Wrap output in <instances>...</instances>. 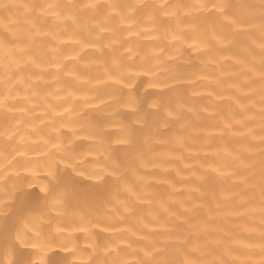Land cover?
<instances>
[{"label":"bare ground","instance_id":"1","mask_svg":"<svg viewBox=\"0 0 264 264\" xmlns=\"http://www.w3.org/2000/svg\"><path fill=\"white\" fill-rule=\"evenodd\" d=\"M0 264H264V0H0Z\"/></svg>","mask_w":264,"mask_h":264}]
</instances>
